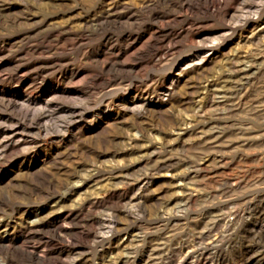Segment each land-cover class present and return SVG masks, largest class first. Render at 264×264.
Masks as SVG:
<instances>
[{
	"label": "rangeland",
	"instance_id": "rangeland-1",
	"mask_svg": "<svg viewBox=\"0 0 264 264\" xmlns=\"http://www.w3.org/2000/svg\"><path fill=\"white\" fill-rule=\"evenodd\" d=\"M0 264H264V0H0Z\"/></svg>",
	"mask_w": 264,
	"mask_h": 264
},
{
	"label": "bare ground",
	"instance_id": "bare-ground-1",
	"mask_svg": "<svg viewBox=\"0 0 264 264\" xmlns=\"http://www.w3.org/2000/svg\"><path fill=\"white\" fill-rule=\"evenodd\" d=\"M257 57V56H256ZM242 62V61H241ZM239 64V63H238ZM224 94H226V93H224ZM221 101V100H220ZM181 186V185H180ZM179 190H180V188H179ZM181 191V190H180ZM180 194V193H179ZM183 197V196H182ZM180 200V199H179ZM183 200V199H182ZM212 245V244H211ZM208 248V247H207Z\"/></svg>",
	"mask_w": 264,
	"mask_h": 264
}]
</instances>
